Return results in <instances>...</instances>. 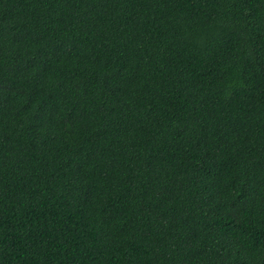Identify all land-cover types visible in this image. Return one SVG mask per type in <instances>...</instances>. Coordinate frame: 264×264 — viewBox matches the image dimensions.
<instances>
[{"label": "trees", "instance_id": "1", "mask_svg": "<svg viewBox=\"0 0 264 264\" xmlns=\"http://www.w3.org/2000/svg\"><path fill=\"white\" fill-rule=\"evenodd\" d=\"M0 264H264V0H0Z\"/></svg>", "mask_w": 264, "mask_h": 264}]
</instances>
